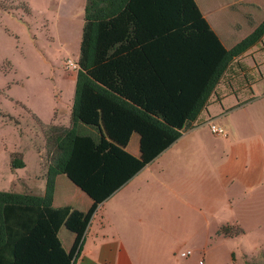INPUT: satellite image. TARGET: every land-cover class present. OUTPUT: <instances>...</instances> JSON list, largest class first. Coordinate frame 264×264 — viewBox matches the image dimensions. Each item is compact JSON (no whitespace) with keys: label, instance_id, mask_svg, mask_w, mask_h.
Segmentation results:
<instances>
[{"label":"trees","instance_id":"16d2710c","mask_svg":"<svg viewBox=\"0 0 264 264\" xmlns=\"http://www.w3.org/2000/svg\"><path fill=\"white\" fill-rule=\"evenodd\" d=\"M263 35L264 22L227 48L196 0H87L71 126L46 136L44 195L0 190V264H75L100 204L183 135L229 64ZM135 133L139 156L127 150ZM15 154L11 168L25 167ZM59 174L92 199L87 212L53 205ZM63 225L75 234L70 250ZM233 233L244 230L218 231Z\"/></svg>","mask_w":264,"mask_h":264},{"label":"crops","instance_id":"0c3cea01","mask_svg":"<svg viewBox=\"0 0 264 264\" xmlns=\"http://www.w3.org/2000/svg\"><path fill=\"white\" fill-rule=\"evenodd\" d=\"M86 1L75 9L76 1L60 0L59 14L85 13ZM196 2L229 49L264 22V0ZM2 28L0 25V31ZM75 89L76 80L67 123L58 124L56 107H61L62 100L56 99L50 122L31 111L41 123L70 127ZM211 124L222 126L226 134L213 133ZM84 130L93 131L90 127ZM135 135L138 134H133L131 140ZM138 139V155L129 150L131 140L127 146L135 156L140 155L139 135ZM50 162L39 192L30 193L45 194ZM26 166L10 168L16 172ZM64 177L73 183L65 174L57 175L53 205L87 212L93 201L74 183L82 192L77 196L81 200L76 205L57 203L59 183L63 185ZM262 223L264 35L229 64L207 105L183 135L100 204L75 264H200L206 260L213 235L224 237L218 234L223 225L248 230ZM59 236L65 249L70 250L75 234L63 225ZM184 248L192 250L189 257L180 255Z\"/></svg>","mask_w":264,"mask_h":264},{"label":"rangeland","instance_id":"374dc122","mask_svg":"<svg viewBox=\"0 0 264 264\" xmlns=\"http://www.w3.org/2000/svg\"><path fill=\"white\" fill-rule=\"evenodd\" d=\"M58 1L0 0V189L38 193L43 184L54 146L50 140L48 148L46 136L56 133V125L41 123L33 112L50 122L56 99L62 100L61 107H56L57 123L68 120L78 73L68 63L79 61L84 12L62 16ZM74 1L75 9L83 3ZM129 150L139 154L138 135ZM13 153L25 159L26 168L11 170ZM59 191L57 203L76 205L81 200L77 196L82 192L66 177ZM247 229L238 236L215 233L201 262L264 264V223ZM237 230L234 226L233 232Z\"/></svg>","mask_w":264,"mask_h":264},{"label":"built area","instance_id":"2783aa9c","mask_svg":"<svg viewBox=\"0 0 264 264\" xmlns=\"http://www.w3.org/2000/svg\"><path fill=\"white\" fill-rule=\"evenodd\" d=\"M68 65L73 68V69H78L80 68L79 61L75 60H69ZM211 130L215 134H226L225 129L222 126L216 125V124H211ZM192 251L191 250H183L180 252V255L182 257H189L191 255ZM204 264V262H201Z\"/></svg>","mask_w":264,"mask_h":264}]
</instances>
